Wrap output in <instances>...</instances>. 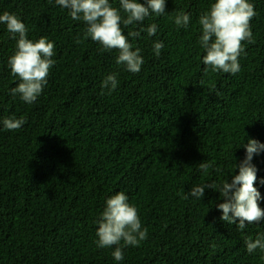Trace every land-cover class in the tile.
Returning <instances> with one entry per match:
<instances>
[{"label": "trees", "instance_id": "16d2710c", "mask_svg": "<svg viewBox=\"0 0 264 264\" xmlns=\"http://www.w3.org/2000/svg\"><path fill=\"white\" fill-rule=\"evenodd\" d=\"M213 2L165 0V14L121 25L126 36L157 26L154 36L128 37L144 61L132 73L55 0H0V14L17 15L29 39L54 43L55 61L36 101L13 96L16 40L0 24V264H264V253H248L244 243L264 235V221L238 230L220 219L218 191L188 195L230 179L248 138L264 143V0H251L254 43L245 42L235 74L204 71L198 19ZM180 12L190 15L187 28L174 23ZM112 73L118 85L109 92L101 85ZM5 118L25 123L8 130ZM201 162L212 167L204 172ZM252 163L264 197V151ZM116 192L147 229L120 261L116 246L96 243L95 222Z\"/></svg>", "mask_w": 264, "mask_h": 264}, {"label": "clouds", "instance_id": "9594fccd", "mask_svg": "<svg viewBox=\"0 0 264 264\" xmlns=\"http://www.w3.org/2000/svg\"><path fill=\"white\" fill-rule=\"evenodd\" d=\"M55 3L67 9L73 20L82 21L86 25L85 38H91L102 45V50H117L116 63L124 65L132 73H138L144 61L141 49L136 47L133 50L128 37L136 38L141 31L154 36L157 26L151 24L147 28L141 27L137 31H129L126 36L121 25H140L151 14L159 16L166 12L165 0H144V3L138 0H119V8L114 7L109 0H55ZM255 15L251 0H214L210 8L199 16V44L205 53L202 56L205 73L209 68L213 72L231 74L239 71L238 58L245 50V42L254 43L250 21ZM189 21L190 15L186 12H180L174 18L178 27L187 28ZM0 24L6 25L11 38L16 40V50L8 59V67L11 74L19 78V83L11 89V94H19L24 102L31 104L42 93L49 71L55 63L52 59L54 43L45 37L36 41L29 39L25 24L14 13L5 11L0 14ZM162 48V42L154 43L153 51L157 57ZM117 85V76L112 73L103 79L101 86L111 92ZM24 123L23 118L3 120V126L8 130H17ZM242 147L246 154L236 164L238 173L235 169V174L220 185H197L188 192V195L201 199L206 188L218 191L223 201L216 205L222 210L220 219L229 225L234 224L238 230H243L246 224L264 221V208L258 203L264 197L254 186L257 169L252 163L253 155L264 151V143L248 138ZM211 167V163L199 164L204 172ZM217 171L220 169L217 168ZM260 182L264 184V178ZM95 223L97 246H116L112 255L117 261L123 259V247L139 246L147 237V229L142 228L136 207L128 202L124 192H116L106 199L105 207ZM244 243L248 253L257 250L264 253V235H258L255 239L246 238ZM261 258L264 259V256Z\"/></svg>", "mask_w": 264, "mask_h": 264}]
</instances>
